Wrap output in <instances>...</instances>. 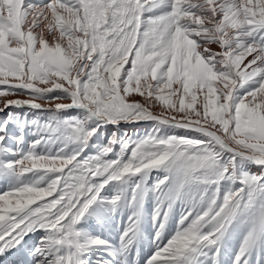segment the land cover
I'll return each instance as SVG.
<instances>
[{
	"label": "snow or ice",
	"instance_id": "1",
	"mask_svg": "<svg viewBox=\"0 0 264 264\" xmlns=\"http://www.w3.org/2000/svg\"><path fill=\"white\" fill-rule=\"evenodd\" d=\"M0 114V259L264 264V0H0Z\"/></svg>",
	"mask_w": 264,
	"mask_h": 264
},
{
	"label": "bare ground",
	"instance_id": "2",
	"mask_svg": "<svg viewBox=\"0 0 264 264\" xmlns=\"http://www.w3.org/2000/svg\"><path fill=\"white\" fill-rule=\"evenodd\" d=\"M248 59L250 60L251 57H248ZM245 63H247V61H245ZM20 99H26V97H19ZM4 119V114H0V120ZM150 123H142L140 125H124L122 127V132H127V134L129 136L135 137L136 135H144L147 131H150ZM6 185L0 181V190H5L6 189ZM146 208V212L150 213L151 209H152V203L149 202L145 205ZM125 220H126V216H125ZM150 220V217H149ZM122 226V221H120L119 219H117L115 225L113 226L115 229L119 230ZM155 229L152 228L150 222L147 225L146 231H145V241L144 243L140 246L139 249V255L134 257L137 259H142L144 255H146L149 251V245H148V241H147V235L148 233H153L154 234ZM104 235L108 238H115L114 234L111 231H105ZM236 246V241L234 240L232 242V245L229 248V252L224 256V264H231V251L232 248H234ZM0 264H19V258L16 256H9L8 260L5 261L3 259H0Z\"/></svg>",
	"mask_w": 264,
	"mask_h": 264
}]
</instances>
